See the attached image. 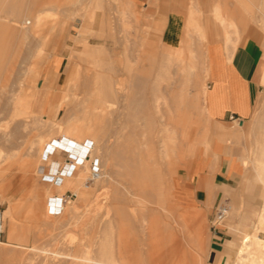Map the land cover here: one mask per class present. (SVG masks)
<instances>
[{
  "label": "rangeland",
  "instance_id": "obj_1",
  "mask_svg": "<svg viewBox=\"0 0 264 264\" xmlns=\"http://www.w3.org/2000/svg\"><path fill=\"white\" fill-rule=\"evenodd\" d=\"M26 1L29 5H34L36 11H40V14L43 15V22L21 38L16 33L7 35L0 32V88H3L0 89V101L4 103L0 106V128L5 127L9 118L6 115L10 112V106L5 103L7 98L11 95L18 97V93L14 94L13 91L9 90L10 83L17 80L18 83H21L26 80V69L31 67L27 53H30L31 49L40 47L44 50L50 44L47 51L41 55L40 59L36 60V66L32 68L42 69L37 89H40L49 78L47 59L52 51L57 53L55 57L60 63L56 71L52 70L54 77H57L55 82L57 89H53L51 93H56L59 89L64 103L58 104L56 114L53 116L51 115L52 105L49 102L45 112L47 118L61 119L69 109L70 112L81 110L82 105L78 101L74 110L73 104L69 106V102L64 100V96L68 92L70 78L74 76L77 69H93L90 67L105 69L106 75L113 74L109 69H121V71H115L113 75H119L118 77L115 76V79L119 81L121 78V84H125L127 90L124 88V93L132 90L127 88L129 83L131 84L129 87L133 84L129 70L140 69L145 74L150 73L149 79L144 82L148 86H146L147 90L145 88L143 90H146L149 95L143 91L145 95L143 100L146 105L145 108L143 107L142 113L140 111L139 116L137 112L134 114L138 108L131 105L130 98L123 97L121 91L120 94L123 96L119 95L121 99L118 97L115 100L116 104L111 106L114 108L112 111L117 109L118 112L115 111V115L117 114L119 122H116L117 118L115 117L117 116H112L114 114L112 112L102 120V125L105 126L104 130L106 128L107 134H105L109 136L107 138L109 145L118 141V149L121 155L122 153L125 155L122 151L126 149L133 152L134 148H128L126 145L131 138L134 144L137 140L142 142L151 138L150 144L148 143L149 151L146 152L153 155L155 153V158L152 156V160L147 159L145 166L158 177V179L155 177L157 195L153 194L154 188L150 181H147L145 185L140 184L142 183L141 177H133L130 174L129 163L125 162L124 159L123 161L122 159H114V163H111L109 167L108 164L100 165V170H98L102 173L104 181L91 177L90 174L93 169L89 168L84 175V185L77 192L72 187L66 188L62 195L57 190L48 191L46 181L51 180V176L54 174H62L66 167V160H73L74 156L65 157L66 160H62L60 166L58 162L56 164L48 163L45 156L42 160H38L39 155L34 140L38 138L41 132L44 130L46 132L48 129L40 128L35 123H30L25 127L23 119L32 120V115L24 113L20 115V120L11 123V126L6 128L7 135L2 138V144H0V211L4 228L0 236V264L34 262L39 261V258L41 261L40 249L33 246H45L49 249H59L75 254L79 258L68 257L69 260L67 258L66 264H77L76 262L81 261L80 255L86 251L89 255L96 256L98 245H104L105 250L114 247V245H116L115 247L121 246L131 256L130 261H135L136 264H226L227 261L228 264H233L236 259V249L248 232L258 231L264 237V230L259 231L258 222L264 205V177L259 171V175L262 174V176L258 175L257 168L254 166L257 140L264 138V129H260V120L264 117V93L258 101L254 115L246 120L241 127H239L238 122L234 124L239 129L235 141L241 147V159L246 169L238 186L221 198L222 200L227 198L230 212L229 216L217 226L218 229L222 230V237L220 238L213 230V219L218 202H206V206L203 207L187 208L176 201L174 195L176 178L186 173L199 146L207 143L215 131L220 128V124L207 115L205 103L201 106V99L196 97L201 87L207 88L208 81L205 65L200 60L204 59L203 55L201 52L193 53L191 51L197 43L187 33L183 36V41H169L162 34L160 25H156L155 20L150 18L142 8L122 0H34V2L33 0H24V2ZM253 1L254 4L250 13L251 22L260 35L264 37V21L260 19L264 14V2L262 3L261 0ZM17 2L12 0L7 4L14 5ZM70 12L77 15L69 14ZM6 19L9 22L13 21L10 18ZM83 23H87L90 31L86 46L82 50L85 56L81 51L74 49V38L78 35L77 32ZM49 37L52 38L50 43ZM7 38H12V41H6ZM202 43L205 45L206 41H202ZM166 45H184L181 52L183 61L181 59L176 60L173 56L170 59L166 53L175 51H167ZM96 48L100 50L97 52ZM166 57H168V61L164 60ZM198 60L203 68L200 67ZM188 63L197 65L194 64L193 66V64L189 65ZM183 65L185 67L181 68ZM156 69L162 74L158 75L161 76L158 82L154 81L156 74L152 75V73L157 72ZM193 70L194 72H191ZM181 72L190 74L183 76ZM192 73L195 74L192 75ZM190 80L191 82H189ZM154 85L159 87L156 89V93L164 95L166 102L171 99L170 103L175 104L172 103L173 97H170L172 94H178L179 97L177 96V98L182 97L181 101L183 102L177 98L180 104L176 102L183 110L175 104L174 107L178 109H172L171 112H167L168 114L157 112L152 106L151 91ZM83 90H76L79 96L83 95ZM176 91H178L177 94L174 93ZM179 93H182L185 98ZM17 97L15 101H17ZM80 99L82 98L80 97ZM96 102L95 98L92 97L91 106L96 105ZM163 109H165V105ZM178 110L185 111L184 113L180 111L185 116L176 112ZM119 112L122 113L121 116H119ZM146 113L151 115L150 118L154 116L150 120L151 123L148 122L150 118L146 116ZM109 116L111 119L108 118ZM183 117L184 122L180 119ZM153 118L156 121L152 120ZM41 119L43 118L41 117ZM166 119L174 122L175 127L177 126V129L174 128L168 132L175 135L171 142L172 149L169 158L159 156L155 150L159 147V138L163 133H166V131L161 130L163 126H160L162 125L161 122ZM97 120H93L95 125ZM144 120H147L148 123ZM27 122L29 121L25 123ZM100 122L101 120H98L97 126H101ZM144 123H147L146 126ZM117 127L119 128L117 129ZM120 127L122 128L120 129ZM126 132L128 134L125 135ZM61 140L63 141L64 138L62 137ZM52 142L54 144L58 141L53 140ZM86 142H88L86 144L92 145L91 141ZM153 145L156 148L153 147V149L151 147ZM47 149H49L48 146ZM110 150H114V148L110 147ZM87 151L85 152L86 155L88 154ZM59 154L64 155V153L55 151L49 160L51 162L58 161ZM97 163L98 161L95 159L94 165L97 166ZM58 166L59 170L57 169ZM53 167L55 171L58 170V173L52 171ZM42 174L43 177H41ZM56 182H61V178H57ZM143 189L144 194L141 192ZM136 196L147 199H144L145 203L136 202L134 199ZM69 205L76 207V213L73 217L72 213L67 210ZM8 208L10 213L4 214ZM237 211L241 213L240 223L235 217ZM118 216L119 218H117ZM119 219H122L120 224ZM245 222L248 223V227ZM111 224L112 228H110ZM239 229L243 232L240 233ZM10 234L13 238L10 237ZM213 239L221 241V252L226 255L220 263H217L213 258H208ZM227 240H231L235 249V253L232 251L231 257L225 251ZM32 252L35 254L32 255ZM39 255L41 256L39 257ZM33 256L36 260L32 258ZM81 263L82 261L78 264Z\"/></svg>",
  "mask_w": 264,
  "mask_h": 264
},
{
  "label": "crops",
  "instance_id": "obj_2",
  "mask_svg": "<svg viewBox=\"0 0 264 264\" xmlns=\"http://www.w3.org/2000/svg\"><path fill=\"white\" fill-rule=\"evenodd\" d=\"M10 1L12 0H0L1 33H4L3 29L5 27L9 28L14 24L17 18L16 12L19 9H35L34 5L31 6L24 0H16L18 1L16 4L8 5L7 3ZM122 1L142 8L150 18L152 17L155 20L156 25H160L162 34L169 41H183V36L187 33L197 43L196 47H192L191 51L193 53L201 51V55L204 57V65L208 75L205 96L206 113L212 120L220 124V128L215 131V134L207 143L199 146L186 173L176 178L174 181V195L176 201L187 208L203 207L206 206V202L212 201L215 203H228L227 198L223 200L221 198L224 195H228L238 186L245 172V165L241 159V147L235 141L239 129L234 124L238 122L240 124L239 127H241L246 120L254 115L258 101L264 93V37L260 35L251 22L250 13L254 1ZM216 7L218 11L215 10L217 9ZM6 18H10L13 21L9 22ZM221 18L229 22L232 19L231 23L234 24V21H236L235 23L238 25V39L236 40V37L232 38L233 40L235 39L234 46L232 44L228 46L227 42L229 39L227 36L229 31L230 36H233L231 33L232 29L223 25ZM4 19H6V22H4ZM236 24L235 26H237ZM11 34L13 35V32L7 35ZM5 40L12 41V38ZM51 40L52 38L49 37V43ZM202 41H206V44L204 45ZM183 46L166 45V48H168L167 51H183ZM48 47L43 50V53L47 51ZM32 51L33 49L30 50V53ZM30 53H27V56L30 58L31 67H27L30 70L26 73V80L21 83H18V80L12 81L9 90L13 91L14 94L18 93L21 84L25 87L23 97L28 101L32 114L39 115L43 119L58 120L55 117L47 118L45 116L46 106L49 102L52 105L51 115L53 116L56 114L58 104L63 102L59 89L56 93H51L53 89H57L55 85L57 77H54L52 73V70L56 71L60 64L55 57L57 53L52 51L50 53L51 57L49 55L47 59L49 78L40 89L36 87L39 86L42 69H32L37 62ZM14 101L15 98L11 95L5 103L13 109ZM3 104V101H0V106ZM34 105L37 109H35L36 107L34 108ZM6 115L10 117L9 113ZM0 144H2L1 136ZM80 167L81 169H79ZM58 170L55 171L54 167L52 168L55 173H58ZM81 173L82 166L80 164L72 161L67 162L62 174L49 175L51 180H45L48 184L46 187L48 191L57 190L61 195L68 187L74 188L77 192L82 186L79 179ZM41 177H43V174ZM57 178H61V182L57 183ZM207 183L212 186L211 190L207 189V186H209ZM235 217L238 218L240 223L241 213L237 211ZM245 225L249 226L247 222H245ZM213 230L218 237H222L221 229L215 227ZM239 230L240 233L243 232L241 229ZM221 244L220 240L213 239L208 253V258H213L217 263L222 262L226 256L221 252ZM226 246L225 251L231 257L232 251L235 253L231 240H227ZM226 264H228V261Z\"/></svg>",
  "mask_w": 264,
  "mask_h": 264
},
{
  "label": "bare ground",
  "instance_id": "obj_3",
  "mask_svg": "<svg viewBox=\"0 0 264 264\" xmlns=\"http://www.w3.org/2000/svg\"><path fill=\"white\" fill-rule=\"evenodd\" d=\"M93 1V0H92ZM262 3L264 2L263 0H261ZM264 6V5H263ZM215 7V6H214ZM262 8V6H260ZM217 8V7H216ZM218 11V8L215 9ZM214 10V12H215ZM264 12V11H263ZM218 13V12H217ZM69 14H73V13H69ZM220 14V13H219ZM74 16L77 14H73ZM227 15V14H226ZM16 16L17 18L14 21V24L12 26L5 27L3 29V32L8 34V33H16V35L21 38L23 36H25L26 34L32 32V30H34L39 24H41L43 22V15L40 14V11H36L35 9H19L16 12ZM73 16V17H74ZM219 16V15H218ZM223 16V15H221ZM230 16V15H229ZM226 17V16H225ZM232 17V16H231ZM259 17V16H257ZM264 14L262 16V18L260 17V19L262 21H264ZM222 19V23L223 25H225L226 27H230L232 29V34L233 36H230L229 32H228V39L231 40L232 38L236 37V40L238 39L237 35L239 34V31L237 28L238 25L235 23L236 21H234V24L231 23V21H227L224 18ZM235 24L237 26H235ZM264 25V23H263ZM227 27V28H228ZM264 27V26H263ZM12 31H11V30ZM191 29V28H190ZM196 31V30H195ZM89 28L88 25L86 23H83L80 28L79 31L77 32L78 35L74 38V49L75 50H79L82 53V50L84 49V46H86L87 43V38H88V33H89ZM200 32V31H199ZM227 32V31H226ZM191 34V33H190ZM231 34V35H232ZM196 35V34H195ZM200 35V34H199ZM199 35H197L199 37ZM196 36V37H197ZM202 37V36H201ZM201 39V38H200ZM199 40V39H198ZM197 40V41H198ZM202 40V39H201ZM200 40V41H201ZM228 40V46L229 45H235V39L232 41ZM104 46V45H103ZM195 48V47H194ZM86 49V48H85ZM90 49V47H89ZM197 49V48H196ZM199 49V48H198ZM100 49L96 48V51L98 52ZM73 51V50H72ZM90 51V50H89ZM95 51V52H96ZM196 51V50H194ZM199 51V50H198ZM88 52V51H86ZM85 52V53H86ZM182 51H176L175 52H168L166 53L167 56H169V58L171 59V57H175L176 60L177 59H181L182 58ZM201 52V51H200ZM75 53V52H74ZM197 53V52H195ZM31 56H33L34 60H37L38 58L40 59L41 55L43 54V49L42 48H36L34 49L31 53ZM84 54V52L82 53ZM199 54V53H198ZM203 54V53H202ZM231 54V53H230ZM165 55V54H164ZM83 56V55H82ZM85 56V54H84ZM230 56V55H229ZM228 56V57H229ZM76 57V56H75ZM92 57V56H91ZM96 57V56H95ZM164 57V56H163ZM161 58V57H160ZM174 58V59H175ZM193 58V57H192ZM30 59V58H29ZM164 59V58H163ZM172 59V60H174ZM91 60V59H89ZM94 60V59H93ZM164 60L168 61V57H166ZM182 60V59H181ZM201 63H204V59H200ZM92 61V60H91ZM183 61V60H182ZM199 61V60H198ZM103 62V61H102ZM105 62V61H104ZM108 62V61H106ZM92 63V62H91ZM95 63V62H94ZM163 63V62H162ZM161 63V64H162ZM182 63V62H181ZM197 63V62H196ZM200 61L199 64L201 65ZM106 64V63H105ZM186 64V63H183ZM189 64V63H188ZM187 64V65H188ZM191 65L193 63H190ZM189 64V65H190ZM195 64V63H194ZM193 64V66H194ZM101 65V64H100ZM163 65V64H162ZM161 65V66H162ZM197 65V64H195ZM92 66V65H91ZM105 66V65H104ZM199 66V65H198ZM160 67V66H159ZM158 67V69H159ZM170 67V66H168ZM177 67H179L177 65ZM185 67V65H183L181 68ZM197 67V66H196ZM195 67V68H196ZM200 67L203 68V65H201ZM83 68V67H82ZM89 68V67H87ZM93 69H77L76 73L74 74V76L72 78H70V82L69 84V88L68 92L65 94V98L64 100L68 101L69 106H71V104H73V108L74 110L75 108V104L78 103L82 105L81 110H75L70 112L71 110L69 109L68 112H66V114L64 115V117H62L61 119L58 120H52V119H41V117L39 115H34L32 114L31 110H30V106L28 101L23 97V93L25 92V87L22 86L20 84L19 86V90H18V97H17V101H14V106L13 109H11L10 107V117L8 119L7 124H5V127H1L0 128V136L2 138H4L7 135V127L11 126V123L20 120V115L24 114V113H29L32 115V120H28V119H23V125H25V127L27 125H29L30 123H35L37 126H39L40 128H47L48 131L46 130V132H41V134H39L38 138H36L34 140V144L36 146V151L39 155L38 160H42L43 156L46 157V160L48 161V163H53L56 164L58 162V164H60V162L62 160H66L65 157L67 158V156H74L73 160L67 161V162H75L77 164H80L82 166V173L79 175V179L82 183V185H84L83 181H84V175L86 173V171L90 168L93 169L92 173L90 174L91 177L93 178H98L101 179V181H104V178L102 177V173L99 171V167L100 165H104V164H108V167L111 165V163H114V159H124L125 162L129 163L128 168H129V172L130 174L133 175V177H138L142 179V183L140 184H146L147 181L151 182L150 184L153 185L152 187L153 189V194L157 195L156 193V186H155V180L158 179L157 175L153 174L150 172L149 168L146 167L145 165L147 164V159L150 161L153 159L152 156L155 155V151L153 152V154H147L146 151L148 150L149 147V140L151 139H145L144 141L140 142V140L135 141L136 143H132V138L130 139V141H128V144H126L133 149V152H131V150L126 149L124 152L125 155L120 154V150L118 149L119 144L118 141L114 143H112L113 145H109L108 143V135H106L107 133L104 130V127L102 125V120L104 118H106L108 116L109 113L114 112V114L112 116L115 115V111H117V109H115L114 111H112V104H114L116 101V99L121 96L126 97V98H130V103L131 105H135L136 108H138V110L134 111V114H136L135 112H137L138 116H139V112L144 110L145 108V102H144V93L143 91L146 92V86L144 82L147 81L149 78V74H145V72H143L140 69H131L129 70L130 74L132 76V80H133V84L131 87H129L131 84L129 83V86H127V88L132 89L130 92H126L124 93V88L126 89V86L121 84V78L119 81H117V79H115V76L118 77L117 75H113L114 72L120 70L121 69H109L112 71V75H106L105 74V69H94V67H90ZM180 68V67H179ZM158 69H156V73H152L156 74L154 77V81H159V77L158 76L160 74V72H158ZM194 69V68H193ZM197 69V68H196ZM30 69H26V71L28 72ZM154 70V69H153ZM162 70V69H161ZM187 70V69H186ZM195 70V69H194ZM191 71V72H194ZM119 71V72H120ZM183 72V70H181ZM190 71V70H189ZM181 72V74H183ZM162 73V72H161ZM164 73V72H163ZM118 74V73H117ZM120 74V73H119ZM190 74V73H185L183 74ZM195 73H192V75ZM162 75V74H160ZM120 76H122L120 74ZM189 76V75H188ZM124 77V76H123ZM125 78H127V76H125ZM152 78V76H151ZM189 78V77H188ZM187 78V79H188ZM131 79V78H130ZM194 79V78H193ZM167 80V79H166ZM125 82V81H123ZM122 82V83H123ZM131 82V81H130ZM187 82V80L184 82V84ZM191 82V80L189 81ZM204 83V82H203ZM118 84V86H117ZM159 84V83H158ZM172 84V82H171ZM186 85V84H185ZM198 85V84H197ZM146 90H143V89ZM159 87L156 85L152 86V94L151 96L153 97V105L156 109V111L164 113L166 112V114H168L167 112H171L172 109L176 110V109H181L178 105L180 104L177 99H180L179 101H181L182 97L177 98L178 96V91L174 92L177 95H171L170 97H173L172 103H175L177 105V102L179 103L177 106L178 108L174 107L175 104H171L170 101L168 100V102H166L165 100V96L164 95H159L156 93V89H158ZM3 89V88H0ZM66 89V90H67ZM78 89H84L83 90V95L79 96V93H77L76 90ZM149 89V88H148ZM162 89V88H161ZM127 90V89H126ZM150 90V89H149ZM180 90V89H179ZM123 92V95L120 94V92ZM129 91V90H128ZM184 92V91H183ZM136 93V94H135ZM146 94H148L146 92ZM180 94V93H179ZM182 94V93H181ZM180 94V95H181ZM121 95V96H119ZM149 95V94H148ZM182 96L184 97V95L182 94ZM205 96H206V87L203 86L200 88L199 92H197V99H201V106L202 104L205 103ZM16 97H14L16 99ZM80 97L82 99H80ZM92 97L95 98L96 105L91 106V102H92ZM150 97V96H149ZM148 97V98H149ZM179 97V96H178ZM124 98V99H126ZM176 100H175V99ZM185 98V97H184ZM121 99V98H120ZM119 99V100H120ZM146 99V98H145ZM162 99V100H160ZM167 99V98H166ZM123 100V99H122ZM175 100V102H173ZM177 101V102H176ZM121 102V101H120ZM119 102V105H121ZM183 102V101H181ZM64 103V102H63ZM151 103V102H150ZM116 104V103H115ZM149 104V103H148ZM193 104V103H192ZM165 105V109H163V106ZM184 105V104H183ZM188 105V104H187ZM112 106V107H111ZM261 106V105H260ZM115 107V106H114ZM120 107V106H118ZM144 107V108H143ZM184 107V106H183ZM193 107V106H192ZM72 108V109H73ZM117 108V106H116ZM264 108V107H263ZM132 109V108H131ZM153 109V107H152ZM185 109V107H184ZM119 110V108H118ZM122 110V109H120ZM183 110V109H181ZM178 110L176 112H179V114L181 112H185V111H181ZM186 110V109H185ZM260 110V109H259ZM154 111V109H153ZM181 111V112H180ZM118 112V111H117ZM146 112V109H145ZM81 113V114H80ZM128 113V112H127ZM140 113V114H141ZM153 113V112H152ZM259 113V112H258ZM122 114V113H121ZM120 112H119V116H121ZM145 114V113H144ZM143 114V115H144ZM156 114V113H155ZM154 115V113H153ZM178 115V114H177ZM176 115V116H177ZM182 115V113L180 114ZM180 115H178L180 117ZM184 115V114H183ZM182 115V116H183ZM117 116V114L115 115ZM114 116V117H115ZM130 116V115H129ZM137 116V115H136ZM146 116H151L148 113H146ZM155 116V115H154ZM152 116V117H154ZM170 116V115H169ZM168 116V117H169ZM181 116V117H182ZM185 116V115H184ZM123 117V116H122ZM135 117V115H134ZM145 117V118H148ZM151 117V118H152ZM161 117V115H160ZM83 120H80V119ZM110 118V116L108 117ZM117 118L116 122L118 121V116L115 117ZM125 118V117H124ZM133 118V117H132ZM138 118V117H136ZM150 118V117H149ZM148 118V119H149ZM151 118L148 120V122L151 120ZM171 118V117H170ZM256 118V117H255ZM94 119H98L101 120V126H97L98 125V120L96 122V125L93 123ZM111 119V118H110ZM113 119V118H112ZM141 119V118H140ZM172 119V118H171ZM184 119L183 118H180ZM261 119V118H260ZM122 120H124L122 118ZM147 120H144V122ZM152 120H155L154 118ZM206 120V119H205ZM26 121H29L27 123H25ZM156 121V120H155ZM160 121V120H159ZM258 121V120H257ZM106 122V120H105ZM115 122V123H116ZM119 122V121H118ZM147 122V123H148ZM152 121H150L149 123H151ZM158 122V121H157ZM184 122V121H183ZM197 122V121H196ZM261 122V123H260ZM260 129H264V117L260 120ZM108 123V121H107ZM121 123V122H120ZM133 123V122H132ZM146 123V124H147ZM154 123V121H153ZM156 123V122H155ZM122 124V123H121ZM143 124V123H142ZM145 124V123H144ZM145 124V126H146ZM163 126V128L161 129L162 131H166V133L162 134L161 137L159 138V147L156 148L154 147L155 145L151 146L152 148H156V154H158L159 156H166L169 158V154H170V150L171 148V142L174 140L173 138L175 137V135L168 133L169 131H171L172 129L176 128L174 126V122L169 121L168 119H166L165 121L161 122ZM128 125V124H127ZM141 125V124H140ZM2 126V125H1ZM109 126V125H108ZM107 126V127H108ZM144 126V125H143ZM156 126V125H155ZM112 127V126H111ZM124 127V126H123ZM128 127V126H127ZM135 127V126H134ZM119 127H117L118 129ZM122 127H120L121 129ZM126 128V127H124ZM145 128V127H144ZM155 128V127H153ZM137 129V128H136ZM139 129V128H138ZM148 129V127H147ZM146 129V130H147ZM152 129V128H151ZM177 129V128H176ZM111 130V129H110ZM129 130V129H128ZM131 130V129H130ZM142 130V129H141ZM149 130V129H148ZM110 132V131H108ZM136 132V131H135ZM177 132V131H176ZM106 133V134H105ZM117 133V131H116ZM123 133V132H122ZM137 133V132H136ZM159 133V132H158ZM128 134L127 132L125 133V135ZM112 135V134H111ZM117 135V134H116ZM159 135V134H158ZM107 136V137H106ZM120 136V135H119ZM135 136V135H134ZM146 137V135H144ZM160 136V135H159ZM234 136V135H232ZM64 138V140L62 141L61 138ZM112 137V136H111ZM128 138V137H127ZM119 139V137H118ZM53 140H56L58 142H55L53 144ZM61 140V141H60ZM117 140V139H115ZM185 140V139H184ZM86 141H91L92 145H88L86 143ZM120 141V140H119ZM122 141V140H121ZM124 141V140H123ZM153 141V140H151ZM110 142V141H109ZM122 143V142H121ZM124 143V142H123ZM149 143V144H148ZM152 143V142H151ZM134 144V145H133ZM155 144V143H154ZM184 144V143H183ZM122 145V144H121ZM141 145V146H140ZM173 146H175V144H172ZM47 146L49 149H47ZM111 148H114V150H110ZM125 147V146H124ZM150 147V148H151ZM126 148V147H125ZM153 148V149H154ZM174 148V147H173ZM86 150H88V154L86 155L85 152ZM55 151H58L59 153H64V155H60L59 154V159L58 161H52L49 160L51 155L53 153H55ZM146 152V153H145ZM256 156L254 157V166H256L257 168V173L258 171L261 174L262 177H264V138L262 139H258L257 140V145H256ZM150 153V152H148ZM176 153V152H175ZM174 153V154H175ZM177 154V153H176ZM176 157V156H175ZM151 158V159H150ZM155 158V156H154ZM166 158V159H168ZM174 158V157H173ZM72 159V158H71ZM95 159H97L98 163L97 166L94 165ZM159 159V158H158ZM162 159V158H161ZM69 160V159H68ZM114 160V161H113ZM163 160V159H162ZM171 160V158H170ZM169 160V161H170ZM121 161V160H120ZM168 161V162H169ZM172 162V161H170ZM50 165V164H49ZM48 165V166H49ZM51 166V165H50ZM163 166V165H162ZM94 167H97V169H94ZM135 168L134 170H131ZM156 168V167H155ZM99 169V170H98ZM246 169V168H245ZM170 170V169H169ZM171 172V171H170ZM168 173V172H167ZM109 174V173H108ZM159 174V173H158ZM164 174V173H163ZM259 175V173H258ZM130 177V175H128ZM160 176V175H159ZM162 176V175H161ZM260 176V175H259ZM260 176V177H261ZM156 177V179H155ZM166 177V176H163ZM49 178V177H47ZM46 178V179H47ZM165 179V178H164ZM163 180V179H162ZM209 180V179H208ZM158 182V181H157ZM156 182V184H157ZM209 182V181H208ZM264 182V181H263ZM163 183V182H162ZM211 183V182H209ZM207 185L210 186V184L207 183ZM207 186V189L209 188L211 190L212 186ZM208 189V190H209ZM151 191V190H150ZM161 191V190H160ZM144 194V189L141 191ZM146 192V191H145ZM162 192V191H161ZM147 193V192H146ZM160 193V192H159ZM209 193V191H208ZM164 194V193H162ZM210 194V193H209ZM211 196V195H210ZM142 198V197H141ZM139 198V196H136L134 199L136 202H140V203H145L144 199H147L145 197ZM209 199V198H208ZM70 203V202H69ZM142 205V204H141ZM118 209V208H117ZM68 211H70V213H72V217L74 216V214L76 213V207L74 205H69ZM117 211V210H116ZM119 212V211H117ZM116 212V213H117ZM230 212V211H229ZM10 213V209L8 208L7 210L4 211V214H9ZM12 213V211H11ZM100 215V214H99ZM118 215V213L116 214ZM229 215V213H228ZM127 216V215H126ZM116 217V216H115ZM119 218V216L117 217ZM79 220V219H78ZM120 220L119 219V224H120ZM147 220V219H146ZM110 221V220H109ZM112 221V220H111ZM110 221V222H111ZM109 222V225H110ZM117 222V220H116ZM148 222V221H147ZM258 222H259V231L264 230V205H263V209L262 212L259 215L258 218ZM14 224V223H13ZM117 224V223H115ZM109 227V226H108ZM112 228V224L111 227ZM197 228V227H196ZM12 233V231H11ZM118 233V232H117ZM13 234V233H12ZM12 234H10V237H12ZM15 236V234H13ZM17 236V235H16ZM17 238V237H15ZM117 238V237H116ZM44 246V245H43ZM116 245H114L115 247ZM34 248H38L40 249V254L39 257L41 256V261L39 258V261H28L26 263H18V264H66L67 263V258L68 257H77V255L69 253V252H65V251H61V250H54V249H49L47 247H41V246H33ZM73 247V246H72ZM109 247V249L105 250L104 245H98V251H97V255H89L88 251H86L84 254L82 253V255H80L81 257V264H136L135 261H130L131 260V256L129 255V253L127 251H125L121 246H117V247ZM64 248V247H63ZM66 248V247H65ZM77 248V247H76ZM35 252V251H34ZM36 253V252H35ZM32 252V255L35 254ZM8 254V253H7ZM36 257V256H35ZM57 259H54L56 258ZM34 258V256L32 257ZM37 258V257H36ZM59 258V259H58ZM38 259V258H37ZM34 260H36L34 258ZM69 260V258H68ZM73 261V260H72ZM79 260V262H76L77 264L81 262ZM75 262V261H74ZM233 264H264V237H262L259 232L257 231H250L248 232L241 240V244L237 247L236 249V259L234 261Z\"/></svg>",
  "mask_w": 264,
  "mask_h": 264
},
{
  "label": "built area",
  "instance_id": "obj_4",
  "mask_svg": "<svg viewBox=\"0 0 264 264\" xmlns=\"http://www.w3.org/2000/svg\"><path fill=\"white\" fill-rule=\"evenodd\" d=\"M229 211H230V205L227 202H219L216 205V212H215V216L213 219V222H214L213 228L217 227L225 220V218L228 216ZM3 231H4V228H3V221H2V213L0 211V236Z\"/></svg>",
  "mask_w": 264,
  "mask_h": 264
}]
</instances>
